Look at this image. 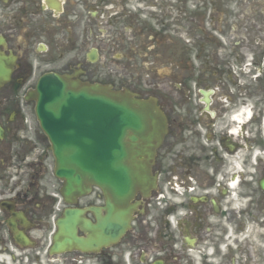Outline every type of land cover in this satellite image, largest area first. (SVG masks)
Instances as JSON below:
<instances>
[{"label": "flooded vegetation", "instance_id": "af4514ba", "mask_svg": "<svg viewBox=\"0 0 264 264\" xmlns=\"http://www.w3.org/2000/svg\"><path fill=\"white\" fill-rule=\"evenodd\" d=\"M109 1L0 0V264H264V41L212 40L208 32L230 30L220 24L188 26L196 35L171 42L167 79L132 89L157 98L168 130L157 186L136 196L127 233L92 250H53L70 206L46 143L25 133V98L51 72L108 83L112 73L96 72L91 56L102 54L95 26L107 24ZM119 1L124 27L137 26L125 8L137 0ZM199 1L212 20L226 0ZM104 206L97 187L72 205L94 224L90 208Z\"/></svg>", "mask_w": 264, "mask_h": 264}, {"label": "water", "instance_id": "95a60500", "mask_svg": "<svg viewBox=\"0 0 264 264\" xmlns=\"http://www.w3.org/2000/svg\"><path fill=\"white\" fill-rule=\"evenodd\" d=\"M29 98L36 101L37 118L51 143L65 200L73 203L95 184L107 202L105 216L93 209L101 218L96 226L84 210L67 209L54 249L117 242L137 207L135 195L147 196L156 184L151 166L167 131L164 113L154 99L58 74L42 77ZM78 226L89 238L78 237Z\"/></svg>", "mask_w": 264, "mask_h": 264}, {"label": "rangeland", "instance_id": "374dc122", "mask_svg": "<svg viewBox=\"0 0 264 264\" xmlns=\"http://www.w3.org/2000/svg\"><path fill=\"white\" fill-rule=\"evenodd\" d=\"M108 3L111 12L106 16L107 24L99 25L98 22L95 26L102 54L93 67L99 73L110 71L112 76L104 81L113 83L118 89L130 87L145 91L165 81L170 44L180 42L182 45L190 36L196 35L190 31V25L192 28L202 24L230 26L229 31L207 33L216 41H264V0H226L220 6L219 15L212 20L200 16L199 9L204 5L199 0H137L132 6L125 7L140 20L133 28L124 27L128 21H122L119 16L122 12L120 1L110 0ZM117 11L119 13H115ZM97 19L103 20L99 16ZM29 112L35 131L31 137L45 140L49 148V141L39 127L32 106ZM48 167L52 172L54 158L50 150Z\"/></svg>", "mask_w": 264, "mask_h": 264}]
</instances>
